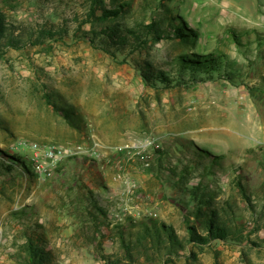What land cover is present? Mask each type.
Here are the masks:
<instances>
[{
    "label": "rangeland",
    "instance_id": "1",
    "mask_svg": "<svg viewBox=\"0 0 264 264\" xmlns=\"http://www.w3.org/2000/svg\"><path fill=\"white\" fill-rule=\"evenodd\" d=\"M111 2L106 0L108 8ZM117 3H125L126 11L96 29L113 23L156 20L166 26L185 20L197 33L195 42L150 41L140 52L116 50L114 58L81 37L95 27L85 24L78 29L89 0H47L42 5L15 0L14 8L0 0L16 22L14 37L23 42L22 47L1 43L0 150L22 155L31 166L32 143L59 144L76 152L57 160L49 176H0V264H25L21 254L27 220L46 237L57 264H164V256L153 249L134 245L127 251L116 227H110L104 239L89 202L101 194L111 212L126 213L123 220H111L113 224L136 231L139 221L155 219L187 238L181 201L189 200L187 186L197 182L201 171L192 166L183 175L182 168L184 157L202 149L221 156L229 166L215 179V196L221 205L231 204L235 219L247 226L246 237L215 242L204 250L194 247L197 257L167 264H264L262 0ZM43 27L56 29L62 37L44 34L43 43H31ZM187 53L224 55L234 80L167 89L145 84L138 64L149 61L154 68H168L174 58ZM192 101L194 108L189 110ZM146 137L155 138L164 152L149 150L153 171L141 168L139 155L119 152L120 146ZM117 161L122 170H117ZM238 170L250 198L239 190ZM191 172L193 179L188 181ZM129 182L138 186L134 194L125 192Z\"/></svg>",
    "mask_w": 264,
    "mask_h": 264
},
{
    "label": "trees",
    "instance_id": "2",
    "mask_svg": "<svg viewBox=\"0 0 264 264\" xmlns=\"http://www.w3.org/2000/svg\"><path fill=\"white\" fill-rule=\"evenodd\" d=\"M30 1L42 5L47 0ZM14 2L15 0H3V5L7 8H14ZM125 9V3H117V0H112L109 8L106 5V0H89L86 18L79 22L78 29H81L85 24L95 27L84 31L81 37L111 54L114 58H117L116 50L129 48L130 53L140 52L150 46V41L156 43L163 39H173L182 43L195 42L193 38L197 37V33L185 20H181L179 24L166 26L160 25L156 20H152L148 24L136 23L134 24L136 26L128 23L120 25L113 23L96 29V25L99 23L104 25L107 21H115L126 11ZM97 11L100 13L97 14ZM15 23L12 16L7 14L6 9L0 6V50L3 49L1 43L4 40L7 47L23 46V42L19 38H15L14 32H12L16 29ZM44 34L50 35L54 39L57 35L62 37V33L57 32L56 29L43 27L38 37H32L31 43H43ZM122 61L125 62L127 59L124 58ZM229 63L224 55L187 53L174 58L171 63H168V68L163 66L157 69L151 62L145 61L138 64V69L146 85L167 89L177 86L190 87L203 81L216 79L234 80ZM65 115L67 118L71 117L70 114ZM156 151L160 154L164 153L159 148ZM187 157L188 155L184 157L187 160L186 165L182 168L183 175H188L187 169L192 166L201 171L196 176L197 182L187 186L191 197L189 200L181 201L185 205L187 238H181L173 225L155 219H151L149 222L139 221L136 231L123 224H120L121 226L113 224L110 219L109 202L101 194H95V198L90 199L89 212L102 237L105 239L108 236L107 231H110V227H116L119 241L127 251H130L134 245L136 248L153 249L156 254L164 256V264L174 261L175 258L181 259L191 255L197 257L193 250L194 247L204 250L215 242L245 240L244 233L247 226L235 219V212L229 202L226 201L227 205H221L215 196L217 187L215 179L223 172L222 169L229 167L226 161L221 156L210 154L207 149L194 151ZM153 167L151 166L147 170L153 171ZM167 169L171 172L174 171L173 166H168ZM237 173H239L236 176L239 190L245 197L250 198L251 194L243 182L241 170H238ZM17 174L21 177L35 176L34 165L31 166L28 160L16 152L11 154L0 150V176H15ZM191 174L192 172L189 175ZM192 176L193 174L188 178V181ZM208 177H211L209 182L205 180ZM129 220V223H135L133 218H129ZM29 223L30 220L25 222L27 240L24 246L25 254H21L25 264H57L53 252L47 246L46 237L39 232V228H35ZM105 227H109V230L105 231ZM252 244L256 245L257 243L252 242Z\"/></svg>",
    "mask_w": 264,
    "mask_h": 264
},
{
    "label": "built area",
    "instance_id": "3",
    "mask_svg": "<svg viewBox=\"0 0 264 264\" xmlns=\"http://www.w3.org/2000/svg\"><path fill=\"white\" fill-rule=\"evenodd\" d=\"M262 12H263V21H264V0H262L261 4ZM193 102L189 104L188 109L192 110L194 108ZM99 143H95V146H98ZM34 155L32 157V164L34 165L35 173L38 177L49 176L52 174L51 170L53 165H55L56 161L66 155H74L76 152L69 147L61 146L59 144H49L46 146H41L38 143L31 144ZM159 144H157V140L155 138L146 137L144 139L138 140L133 145H125L119 147V152L127 151L131 157L135 155H139L142 167L144 169L151 168V160L152 154L149 153L151 148L157 149L159 148ZM117 170L119 171L123 169V164L116 162ZM137 184L129 182L127 185V189L125 192L127 194H134L137 190ZM126 216V213L122 212H111L110 211V219L111 220H123Z\"/></svg>",
    "mask_w": 264,
    "mask_h": 264
},
{
    "label": "crops",
    "instance_id": "4",
    "mask_svg": "<svg viewBox=\"0 0 264 264\" xmlns=\"http://www.w3.org/2000/svg\"><path fill=\"white\" fill-rule=\"evenodd\" d=\"M208 84V82H206ZM219 96V93L217 94ZM141 168H142V165H141ZM143 169V168H142Z\"/></svg>",
    "mask_w": 264,
    "mask_h": 264
}]
</instances>
